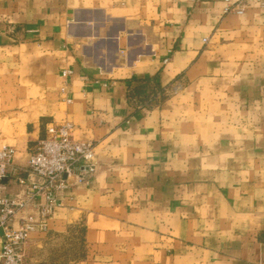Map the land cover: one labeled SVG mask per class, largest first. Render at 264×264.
I'll return each mask as SVG.
<instances>
[{
  "label": "crops",
  "instance_id": "obj_1",
  "mask_svg": "<svg viewBox=\"0 0 264 264\" xmlns=\"http://www.w3.org/2000/svg\"><path fill=\"white\" fill-rule=\"evenodd\" d=\"M229 3L242 14L226 0H0V149L24 169L65 121L95 146L89 182L68 177L47 231L29 234L27 264H264V0ZM142 79L157 105L129 99ZM21 176L0 188L25 204L13 229L46 203Z\"/></svg>",
  "mask_w": 264,
  "mask_h": 264
},
{
  "label": "built area",
  "instance_id": "obj_2",
  "mask_svg": "<svg viewBox=\"0 0 264 264\" xmlns=\"http://www.w3.org/2000/svg\"><path fill=\"white\" fill-rule=\"evenodd\" d=\"M226 1L228 5L225 13L242 14L239 4L230 5L229 0ZM70 73L63 71L62 76L66 77ZM60 92L65 93V87H61ZM66 101L70 102L69 99ZM94 147L91 141L75 138L74 125L65 121L46 125L44 137L30 148V156L24 169L14 166L13 147L4 146L0 149V188L8 181L25 184L21 173L29 172L43 181L42 184L31 185L30 192H42L46 197L37 220L29 217L18 229H13L12 219L25 204L3 197L0 190V264H24L23 248L29 234L47 231V219L56 206L55 191L66 188L70 176H76L79 182H89L95 170Z\"/></svg>",
  "mask_w": 264,
  "mask_h": 264
},
{
  "label": "trees",
  "instance_id": "obj_3",
  "mask_svg": "<svg viewBox=\"0 0 264 264\" xmlns=\"http://www.w3.org/2000/svg\"><path fill=\"white\" fill-rule=\"evenodd\" d=\"M151 80L150 79H142L140 82L141 84L137 87H134L132 89L129 90V93H128V97L129 99H131L134 95L138 96L139 94H146V99H145V102H144V106H147V107H152L153 105H157L162 99H163V96L161 94V96H159V98L157 97L156 94L154 95H151V93L148 92V84ZM145 92V93H144ZM160 92V91H159ZM150 97V99H149Z\"/></svg>",
  "mask_w": 264,
  "mask_h": 264
},
{
  "label": "rangeland",
  "instance_id": "obj_4",
  "mask_svg": "<svg viewBox=\"0 0 264 264\" xmlns=\"http://www.w3.org/2000/svg\"><path fill=\"white\" fill-rule=\"evenodd\" d=\"M56 240L58 239V240H60V239H62L61 237H56L55 238ZM67 239V238H66ZM26 247H27V245H26ZM25 247V248H26ZM58 249H60V254H61V251H62V249H63V247L62 246H60V247H58L57 245L55 246V247H53V249H51L50 247L48 248V250L49 251H47L48 253H50V251L51 250H55V253L58 251ZM70 249H72L71 247H70ZM65 251L67 250V247L64 249ZM71 253H72V250H71ZM50 258V257H49ZM50 263V262H49ZM24 264H27V259H26V253H24Z\"/></svg>",
  "mask_w": 264,
  "mask_h": 264
}]
</instances>
